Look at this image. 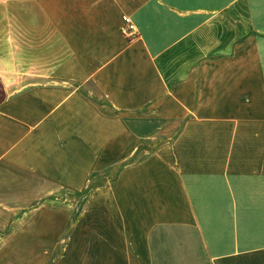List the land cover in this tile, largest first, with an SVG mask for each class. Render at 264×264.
<instances>
[{
    "label": "crops",
    "instance_id": "1",
    "mask_svg": "<svg viewBox=\"0 0 264 264\" xmlns=\"http://www.w3.org/2000/svg\"><path fill=\"white\" fill-rule=\"evenodd\" d=\"M0 85V264H264V0H0Z\"/></svg>",
    "mask_w": 264,
    "mask_h": 264
},
{
    "label": "built area",
    "instance_id": "2",
    "mask_svg": "<svg viewBox=\"0 0 264 264\" xmlns=\"http://www.w3.org/2000/svg\"><path fill=\"white\" fill-rule=\"evenodd\" d=\"M123 27L121 29V34L127 39H133L137 36V30L135 26L131 23L130 19L123 17L122 19Z\"/></svg>",
    "mask_w": 264,
    "mask_h": 264
},
{
    "label": "rangeland",
    "instance_id": "3",
    "mask_svg": "<svg viewBox=\"0 0 264 264\" xmlns=\"http://www.w3.org/2000/svg\"><path fill=\"white\" fill-rule=\"evenodd\" d=\"M14 22V21H13ZM10 232H14V230L13 231H10ZM14 234V233H13ZM14 237V236H13ZM16 244H15V240L13 239V241L12 242H10L9 244H7L5 247L7 248V250H5V251H7V252H9V253H12V255H13V257L15 256V249H16ZM14 262V261H13Z\"/></svg>",
    "mask_w": 264,
    "mask_h": 264
},
{
    "label": "water",
    "instance_id": "4",
    "mask_svg": "<svg viewBox=\"0 0 264 264\" xmlns=\"http://www.w3.org/2000/svg\"><path fill=\"white\" fill-rule=\"evenodd\" d=\"M4 100L3 88L0 85V103Z\"/></svg>",
    "mask_w": 264,
    "mask_h": 264
}]
</instances>
